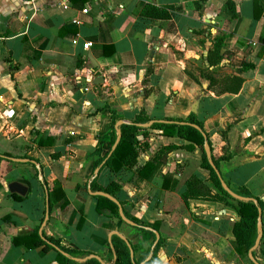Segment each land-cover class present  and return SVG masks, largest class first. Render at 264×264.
<instances>
[{
    "label": "crops",
    "instance_id": "1",
    "mask_svg": "<svg viewBox=\"0 0 264 264\" xmlns=\"http://www.w3.org/2000/svg\"><path fill=\"white\" fill-rule=\"evenodd\" d=\"M146 5L182 12L150 19L141 14ZM234 79L243 80L238 93L227 89ZM192 115L229 188L264 204V0H0V264H113L115 236L130 245L133 264H244L235 211L211 201L221 194L201 148L150 129ZM139 116L149 131L128 138L138 141L137 164L103 168L96 181L121 186L114 198L138 221L132 227L98 214L88 186L95 151L104 157L113 146V118L123 125ZM147 163L158 165L151 180L140 176ZM192 177L201 183L185 202ZM12 182L28 194H11ZM57 183L63 198L52 200L41 236ZM261 221L264 229V208ZM35 231L84 256L66 253L64 262L55 249L30 248L24 241ZM156 234L162 243L146 262Z\"/></svg>",
    "mask_w": 264,
    "mask_h": 264
},
{
    "label": "trees",
    "instance_id": "2",
    "mask_svg": "<svg viewBox=\"0 0 264 264\" xmlns=\"http://www.w3.org/2000/svg\"><path fill=\"white\" fill-rule=\"evenodd\" d=\"M201 1H204V0H201ZM195 5L197 8L200 6L199 2H197ZM229 5L232 6V3H229ZM177 12H182L180 7H173V6L156 7L153 5H146L143 8L141 14L143 17L150 18V19L170 20L173 17V15ZM236 16L237 15L234 14V17ZM224 39H225L224 36H220L217 39V45H216V49L214 50V52H216L218 56L220 55V48L223 46ZM211 61L212 60L210 59L209 62ZM253 67H254L253 65H246L244 67V70L252 69ZM233 81L236 82V86L233 88L228 87L227 89H232L233 92L238 93L243 84V80L234 79ZM143 122H146L145 119L139 116L134 123L123 124L120 127L116 128L115 126L116 121L113 118V127L116 130L112 137V145H114L115 143V140L117 137L116 132L118 131L121 133L120 143L117 146L114 153L112 154V156L108 159H107V156L109 152L104 157H101V149H97L94 153L96 158L93 162V169L96 170L97 168H99L106 159L107 160L103 168H108L113 173H119L123 169L129 170L133 168L137 164V160L139 157L138 141L136 139L133 141H130L128 140V138L130 136L138 135V134H142L143 136L148 135L149 130L139 126V124ZM186 122L197 125L202 128L201 123H199L193 115L190 116L186 120ZM150 129L161 130L163 132V135L168 136V137H174L177 135L179 138H182L188 142H193L201 148L203 152L202 167L207 169L210 172L211 181L213 182L216 189L221 194V195L212 194L211 201L222 202L225 205L231 207L235 211L236 220L233 224V235L236 241L235 252L241 258L249 257V251L255 245V242L258 238V228H257L258 219H259L258 209L259 208L263 209L264 204L259 200H257L255 203L237 201L233 199L232 197H230L222 189L219 178L217 174L215 173V171L210 166L207 160L206 154L204 152L205 138L202 132L198 131L197 129H195L194 127L190 125H177L173 123H155L152 125ZM168 150L170 149H167V151ZM212 158H213V162L215 166L218 169L219 160L214 157ZM157 169H158V165L154 163H147L141 169L140 176L145 179L151 180L153 176L155 175V173L157 172ZM170 177L172 176L169 175V176L164 177L165 178V184L163 185L164 188H168V186L166 185V181H168ZM96 181H97V177H94L93 181L89 184L93 192L101 191V192H105L115 197L121 190V186L115 182H112L106 188H103V187H100ZM200 183L201 181L195 177H192L186 182L187 192L183 194V199L185 202H187L190 198L188 195V191L191 188L199 185ZM236 193L241 196L251 198L250 194L247 191L241 190V191H237ZM49 194H50L49 204H50V209H51L52 200L54 201V200L63 198V191H62L61 186L58 183L55 184L52 193H49ZM95 199L97 202L96 211L98 214L104 215L108 213L107 214L108 217H114V218L120 219L118 207L116 204H114L113 202H111L109 199L105 197H95ZM133 221L135 223H138V221L134 219ZM82 224H83V219H81V226ZM154 229L158 231V227H154ZM262 231H263L262 241L264 243V229H262ZM29 237L31 238L28 241H24V242L30 248H37V247L45 246L46 249L50 250V249H55L54 247H58L65 253L69 254L70 256H78V255L81 257L84 256L82 254H78L74 251L61 247L60 242L56 239L45 237V240H43L41 236L39 235L38 231L33 232ZM111 241H112V246H113V249L116 255V260L113 264H133L131 257H130V249L126 241L117 236L113 237ZM13 242L15 245H18L22 241H19V239L15 238ZM161 243H162V240L160 239V242L157 248L155 249V252H157ZM57 254H58V259L60 261L67 262V258L64 255L60 253H57ZM254 257L255 258L258 257V254L256 252H254ZM259 258L264 260V251L262 249H260ZM260 263L264 264V261ZM85 264H102V263L98 261L97 259H95L94 257H92L90 259H87L85 261Z\"/></svg>",
    "mask_w": 264,
    "mask_h": 264
},
{
    "label": "water",
    "instance_id": "3",
    "mask_svg": "<svg viewBox=\"0 0 264 264\" xmlns=\"http://www.w3.org/2000/svg\"><path fill=\"white\" fill-rule=\"evenodd\" d=\"M97 82V81H96ZM95 82V83H96ZM194 112V111H193ZM153 123L149 124V125H143V127H149L150 125H152ZM181 125H190L192 127H194L195 129H197L198 131H200L201 129L197 126V125H194V124H189V123H180ZM121 124L118 123L116 125V127L118 128ZM205 137V135H204ZM120 140H121V133L118 131L117 132V137H116V140H115V143L114 145L112 146L108 156H107V159L110 158L112 156V154L114 153V151L116 150L117 146L119 145L120 143ZM204 152L206 154V157H207V160L210 164V166L212 167V169L215 171V173L217 174L218 178H219V181H220V184H221V187L222 189L230 196L232 197L233 199L237 200V201H241V202H256L254 201L253 199L251 198H247V197H244V196H241L237 193H235L233 190H231L229 188V186L225 183V181L223 180L221 174L219 173V170L217 169V167L215 166L214 162H213V159H212V154H211V148H210V145L208 144V142H205L204 143ZM106 159V160H107ZM106 160L101 164V166L99 168H97L95 171H94V176L97 177L101 171V169L104 167L105 163H106ZM11 161L15 162V163H23V164H27V163H32L33 165H36L37 166V163L34 162V161H30L28 159H18V158H12ZM8 189L10 191L11 194H16V195H20L22 197H25L27 194H28V187H26L25 185H23L22 183L20 182H12L9 184L8 186ZM88 191H89V194L93 197H105L107 199H109L111 202H113L114 204L117 205L118 209H119V216L121 218V220L123 222H125L126 224L132 226V227H138V225L133 222L132 220L128 219L125 214H124V211H123V208L121 206V204L112 196H110L109 194L105 193V192H101V191H96V192H93L90 188V185L88 186ZM258 212H259V219H258V224H257V228H258V238L255 242V245L250 249L249 251V259L251 260L252 264H261L255 257H254V252L258 249L259 245H260V242H261V239L263 237V231H262V221H261V215H262V209L259 208L258 209ZM49 215H50V205H49V199H47V211H46V216H45V219L43 221V224H42V227H41V230H40V235L42 236V233H43V229L44 227L46 226L48 220H49ZM159 244V235L156 234V240L155 242L153 243L152 247H151V252H150V255L149 257L147 258L146 262H149L151 261L152 259V256H153V252L155 251V249L157 248ZM129 248L131 249L130 245L128 244ZM112 249H113V246L111 245ZM55 250L57 252H59L60 254L64 255V256H68L64 251H62L60 248L58 247H54ZM131 258H132V261H133V252L131 250ZM77 261H81V260H78V259H75Z\"/></svg>",
    "mask_w": 264,
    "mask_h": 264
},
{
    "label": "built area",
    "instance_id": "4",
    "mask_svg": "<svg viewBox=\"0 0 264 264\" xmlns=\"http://www.w3.org/2000/svg\"><path fill=\"white\" fill-rule=\"evenodd\" d=\"M88 12H89L88 9H86L84 11L85 14H88ZM90 47H92V44L91 43H87L86 45H84V49H86V50L89 49Z\"/></svg>",
    "mask_w": 264,
    "mask_h": 264
},
{
    "label": "rangeland",
    "instance_id": "5",
    "mask_svg": "<svg viewBox=\"0 0 264 264\" xmlns=\"http://www.w3.org/2000/svg\"><path fill=\"white\" fill-rule=\"evenodd\" d=\"M242 263H244V264H252V262L249 260L248 257H245L244 259L242 258Z\"/></svg>",
    "mask_w": 264,
    "mask_h": 264
}]
</instances>
